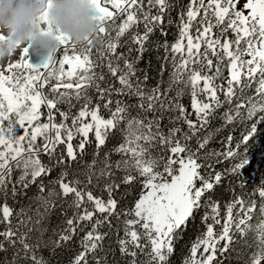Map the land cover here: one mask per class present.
I'll return each mask as SVG.
<instances>
[{
    "label": "snow or ice",
    "instance_id": "1",
    "mask_svg": "<svg viewBox=\"0 0 264 264\" xmlns=\"http://www.w3.org/2000/svg\"><path fill=\"white\" fill-rule=\"evenodd\" d=\"M89 3L96 32L79 53L56 37L59 74L54 58L30 64L27 48L0 72V252L11 251L9 264H51L38 253L55 255L84 233L71 264H102L96 252L108 233L100 229L115 219L130 264L138 256L172 264L189 220L204 209L203 231L181 264H223L241 241L255 247L248 264H264V188L255 224V200L236 197L221 218L213 196L225 174L238 177L250 163L248 142L264 137V0H189L173 42L172 0ZM150 45L163 53L155 76L151 61L139 67ZM225 58L226 87L216 84ZM189 89L193 112L182 103ZM218 114L223 123L213 129ZM227 126L239 139L233 145L230 133L226 151L211 147ZM53 214L62 223L50 228Z\"/></svg>",
    "mask_w": 264,
    "mask_h": 264
},
{
    "label": "trees",
    "instance_id": "2",
    "mask_svg": "<svg viewBox=\"0 0 264 264\" xmlns=\"http://www.w3.org/2000/svg\"><path fill=\"white\" fill-rule=\"evenodd\" d=\"M174 4H176L175 10H173L170 14V18L174 21L173 24L168 27V40L169 42H173L174 37L178 35V28L177 24L179 23V13L181 9H184L186 11L187 4L189 0H172ZM169 17L166 15L165 22L167 26V19ZM118 24V23H117ZM142 30V26H141ZM194 34V31H193ZM128 36L126 35L124 39H127ZM153 40H155V37H153ZM150 51L146 52L144 54L143 60L140 62L139 67L140 68H147L149 61H151L152 68L150 70V73L155 76L156 72L155 69L158 67L159 61L158 57L161 56L162 50L160 52H157L155 47L150 45L149 46ZM91 59L95 60L96 54L95 49H93V53L90 57ZM215 59V58H213ZM226 63L227 58H225V63L220 64L221 69V76L216 80L217 85H222L224 83L225 74H226ZM215 71V65L213 66V72ZM167 78V75H165V79ZM225 87L227 84H223ZM202 87V82H201ZM198 100H203L204 98L200 95L199 91L197 93ZM221 99H223L221 95ZM182 103L188 110L191 105V92L190 89L186 92V94L183 96ZM223 109L220 110V114H222ZM217 119L213 120L212 127L215 129L216 127H219L223 121L219 119V115ZM232 134L235 139L233 141V145L235 144V140L239 139V131H233L232 126H227L223 128L222 131H220L216 136L215 140L212 143L211 147L217 149V150H227L228 144H227V136L229 134ZM249 144V159L250 163L245 166V168L242 170V174L238 177H232L227 174H225L224 178L222 179L221 183L215 187L214 191V199L219 201L220 204V216L223 218L225 216L226 212V204L232 200H234L236 197H241L245 201L246 204L250 203L252 200H255L257 203V212L254 215L252 223H256V216L259 215L258 213V207L260 202L259 197V191L264 188V137L260 138L259 141L250 140L248 142ZM242 151V150H241ZM241 157H238L237 159H240ZM231 165L229 163H224L223 165L218 166L217 170L223 172L225 168L230 167ZM238 181H244L245 185L243 187H240L238 185ZM94 193L96 195H101L99 189H93ZM122 191V189H121ZM104 198H107V194L104 193ZM119 199V195L117 196ZM129 201H131L132 197L128 198ZM2 199H0V203H2ZM8 203L12 205V201L9 200ZM122 202V205L123 206ZM18 207V206H17ZM204 209H201L200 212L197 214V219L195 223L193 221L189 220L187 230L183 235V240H181L179 243L175 245V255L171 257L172 264H181L182 257L181 253L182 251L186 253L188 246L194 240L196 237H198L202 231H203V224L201 222L200 217L204 213ZM71 214V213H69ZM212 221L209 220V223ZM62 223V219L58 214H53L50 228L57 227ZM220 225H215L216 232L220 231ZM117 228L120 229V237L123 238V224L122 222H117L115 219L112 220V227L109 228L107 224H105L100 231L106 232L108 235L105 237L103 243V251L97 250L96 256L100 258L102 261V264H130L132 257L129 256H122L119 252V245L117 243ZM0 230H2V225H0ZM51 232H49V235ZM84 233H80L79 237H77L74 241L69 242L65 247H61L56 249L55 255H52L50 251L45 249L42 254L46 259L51 261V264H71L72 259H74L75 254L80 251L79 247V238L82 237ZM252 233H249L247 239L249 242H252ZM236 239H239L236 237ZM233 247L236 249V251H230L228 255V259H224L223 264H248L249 257L253 251H255V247L252 248H246L243 244V241H241L239 244L233 245ZM111 248V251L109 250ZM147 251V250H145ZM12 258L11 251L5 253L0 252V264H9L10 260ZM89 259L91 260V256H89ZM146 259L145 256H138L137 261L138 264H143V261Z\"/></svg>",
    "mask_w": 264,
    "mask_h": 264
},
{
    "label": "clouds",
    "instance_id": "3",
    "mask_svg": "<svg viewBox=\"0 0 264 264\" xmlns=\"http://www.w3.org/2000/svg\"><path fill=\"white\" fill-rule=\"evenodd\" d=\"M96 29L89 0H0V72L25 48L50 60L62 48L58 35L81 47Z\"/></svg>",
    "mask_w": 264,
    "mask_h": 264
},
{
    "label": "rangeland",
    "instance_id": "4",
    "mask_svg": "<svg viewBox=\"0 0 264 264\" xmlns=\"http://www.w3.org/2000/svg\"><path fill=\"white\" fill-rule=\"evenodd\" d=\"M109 9H111L110 6H109ZM111 10L115 11L114 9H111ZM120 22H121L120 19H117L116 23L119 24ZM185 43H186V41H185ZM79 52H80V47H77V53H79ZM63 55H64V52H63V49L61 48L60 51L56 54V56L54 58L55 61H56V63H55V67H54L53 70H55L57 72V74H59V68H60L59 60L63 57ZM248 58L249 57H247L246 55L243 57V59H245V60L248 59ZM67 70H68V66L67 65H64V71L67 72ZM227 78H228V71L226 69V74H225V79H224V83L223 84H226ZM72 79H73V82H74L75 81V77H73ZM62 80H63V82H68L66 77L65 78H62ZM50 83H56V81L55 80H51ZM187 111L188 112H193V110L191 108V105H190V107H189V109ZM190 119L195 120L196 119L195 118V115L193 114L190 117Z\"/></svg>",
    "mask_w": 264,
    "mask_h": 264
},
{
    "label": "water",
    "instance_id": "5",
    "mask_svg": "<svg viewBox=\"0 0 264 264\" xmlns=\"http://www.w3.org/2000/svg\"><path fill=\"white\" fill-rule=\"evenodd\" d=\"M27 59L34 67H39L45 62V59L42 56L34 55L31 49H28L27 51Z\"/></svg>",
    "mask_w": 264,
    "mask_h": 264
},
{
    "label": "bare ground",
    "instance_id": "6",
    "mask_svg": "<svg viewBox=\"0 0 264 264\" xmlns=\"http://www.w3.org/2000/svg\"><path fill=\"white\" fill-rule=\"evenodd\" d=\"M27 2H29V3H32V2H33V0H27Z\"/></svg>",
    "mask_w": 264,
    "mask_h": 264
}]
</instances>
